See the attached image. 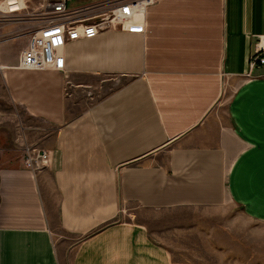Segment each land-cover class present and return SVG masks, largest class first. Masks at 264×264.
<instances>
[{"label":"crops","instance_id":"1","mask_svg":"<svg viewBox=\"0 0 264 264\" xmlns=\"http://www.w3.org/2000/svg\"><path fill=\"white\" fill-rule=\"evenodd\" d=\"M131 25L68 42L64 70L18 67L26 25L0 41L2 98L51 130L36 171L0 137V264H264L231 227L158 219L210 248L175 260L141 214L228 200L264 225V0H155Z\"/></svg>","mask_w":264,"mask_h":264},{"label":"built area","instance_id":"2","mask_svg":"<svg viewBox=\"0 0 264 264\" xmlns=\"http://www.w3.org/2000/svg\"><path fill=\"white\" fill-rule=\"evenodd\" d=\"M70 1L44 0L27 15L22 14L26 8L19 0H3L0 3V25L11 19L36 21L28 43L20 53L19 68L64 70L63 50L68 42L92 38L115 27L130 30L133 16L155 0H99L74 7ZM256 39L249 60L251 69L264 65V34L256 35ZM22 151L25 167L33 171L47 167L51 161L48 150L24 148Z\"/></svg>","mask_w":264,"mask_h":264},{"label":"rangeland","instance_id":"3","mask_svg":"<svg viewBox=\"0 0 264 264\" xmlns=\"http://www.w3.org/2000/svg\"><path fill=\"white\" fill-rule=\"evenodd\" d=\"M2 1L0 0V3ZM27 11L29 10L26 7L22 14L27 15ZM33 22L34 24H25L24 21L13 19L4 22L0 25V41L19 38L23 33L21 27L25 25L28 26V30L30 29V31H32L36 26V21ZM21 40H18L14 46L19 45ZM11 53L10 50L9 54L11 55ZM2 97L3 90L1 89L0 83V137H5L7 141L15 143L17 148H21L20 151L22 155L24 154L22 151L24 148H39L40 144L49 138L48 136L51 132L49 124L43 123V121L35 119L30 115H25L23 111L7 103ZM141 214L146 218H153L154 221L158 219H169L168 221H170L172 219L184 217L190 218L189 220L200 218L206 224L220 223L225 227H231L234 233L240 236L241 240H244L245 236L248 237L247 240L254 239V242L249 241L253 249L264 253V225L253 224L246 221L239 209L228 200H225L219 208L214 209H191L171 212L150 211ZM153 224V229L155 230L157 238L172 250L175 260L196 261L197 257L203 253V249H210L206 241H196L195 236L192 234L179 236V234L173 232L172 228L170 229L172 232L164 229L165 226L162 228V226L158 224V221ZM208 228L211 227L208 226ZM243 249L242 246L239 247L240 252H243ZM225 258L228 257L225 256ZM230 259L232 258H229V260ZM262 261H264V259H262Z\"/></svg>","mask_w":264,"mask_h":264},{"label":"bare ground","instance_id":"4","mask_svg":"<svg viewBox=\"0 0 264 264\" xmlns=\"http://www.w3.org/2000/svg\"><path fill=\"white\" fill-rule=\"evenodd\" d=\"M14 5H16V4H14ZM144 13V8H143V10H142V14ZM141 15V14H140Z\"/></svg>","mask_w":264,"mask_h":264}]
</instances>
